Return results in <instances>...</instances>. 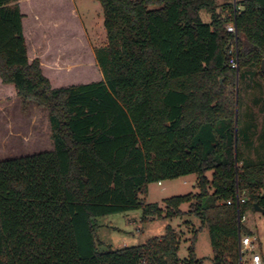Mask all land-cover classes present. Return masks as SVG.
<instances>
[{
  "label": "trees",
  "instance_id": "1",
  "mask_svg": "<svg viewBox=\"0 0 264 264\" xmlns=\"http://www.w3.org/2000/svg\"><path fill=\"white\" fill-rule=\"evenodd\" d=\"M96 1L102 78L52 87L28 59L18 0H0L1 81L24 107L47 111L53 144L0 160V264L201 263L193 242L188 258L178 257L170 225L142 243L99 250L96 218L137 207L143 219L197 218L213 264H240V235L252 233H242L238 216L255 202L264 208V126L255 145L254 116L239 124L234 87L249 79L264 89V0H236L234 17L231 0ZM230 20L238 69L229 62ZM190 174L198 190L163 199L165 208L140 197L150 183Z\"/></svg>",
  "mask_w": 264,
  "mask_h": 264
},
{
  "label": "rangeland",
  "instance_id": "2",
  "mask_svg": "<svg viewBox=\"0 0 264 264\" xmlns=\"http://www.w3.org/2000/svg\"><path fill=\"white\" fill-rule=\"evenodd\" d=\"M23 13V33L27 44L29 61L38 60L42 73L52 87L85 83L102 78L95 61L94 50L106 43V33L102 23V8L96 0H18ZM77 9L75 13L74 6ZM79 13V14H78ZM204 20L208 17L203 15ZM222 79L220 78V81ZM263 83V79L256 77ZM235 113H239V124L246 120L249 111L254 116V144L264 126V89L261 91L254 81L240 80L234 87ZM239 95V96H238ZM239 98V99H238ZM261 100L255 104L254 99ZM239 100V101H238ZM249 118V117H248ZM53 147L50 138L48 113L34 103L22 105L13 84L3 83L0 78V160L10 157L33 154ZM246 156L255 158L254 150L244 149ZM210 176V173H207ZM197 188L195 174L174 179L153 182L147 186L145 202H158L165 208L163 199L172 196L194 193ZM260 194H264V188ZM188 210L187 204L180 206ZM242 222L244 229L254 237L251 253H259L264 264V213L248 210ZM96 238L99 250L118 249L144 242L146 239L161 236L170 225L180 238L178 257L188 258L193 242L194 254L200 264H213L212 249L206 228L200 227L195 217L182 214L173 217H149L143 219L142 208L111 213L96 218ZM247 235V234H243Z\"/></svg>",
  "mask_w": 264,
  "mask_h": 264
},
{
  "label": "built area",
  "instance_id": "3",
  "mask_svg": "<svg viewBox=\"0 0 264 264\" xmlns=\"http://www.w3.org/2000/svg\"><path fill=\"white\" fill-rule=\"evenodd\" d=\"M233 5V17L235 16V12L238 9L236 0H231ZM225 29L227 32L234 34L233 43L229 47V54H230V66L238 69V54H237V31L234 20H230L229 22L225 23ZM160 183V182H159ZM236 201L241 202L243 199L240 197L239 194H236ZM226 203L230 204L231 200H227ZM239 222H243L245 220V214L238 216ZM253 241L254 237L251 235H240L239 238V255H240V264H263L262 256L259 253H251L249 258H245L244 255L246 251H252L253 249Z\"/></svg>",
  "mask_w": 264,
  "mask_h": 264
},
{
  "label": "water",
  "instance_id": "4",
  "mask_svg": "<svg viewBox=\"0 0 264 264\" xmlns=\"http://www.w3.org/2000/svg\"><path fill=\"white\" fill-rule=\"evenodd\" d=\"M260 70L264 74V58L260 62ZM254 209L256 211H260L261 213H264V208H262L261 206H259L257 202L254 203Z\"/></svg>",
  "mask_w": 264,
  "mask_h": 264
},
{
  "label": "crops",
  "instance_id": "5",
  "mask_svg": "<svg viewBox=\"0 0 264 264\" xmlns=\"http://www.w3.org/2000/svg\"><path fill=\"white\" fill-rule=\"evenodd\" d=\"M72 5H73V4H72ZM73 6H74V5H73ZM74 10H75V13L77 14L78 11H77V9H76L75 6H74ZM78 14H79V13H78ZM22 21H23V19H22ZM102 21H103V18H102ZM22 24H23V22H22ZM85 83H86V82H85ZM49 126H50V125H49ZM52 148H53V147H52ZM52 148H51V149H52ZM49 150H50V149H49ZM160 183H161V182H160Z\"/></svg>",
  "mask_w": 264,
  "mask_h": 264
}]
</instances>
